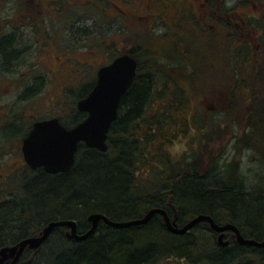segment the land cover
I'll use <instances>...</instances> for the list:
<instances>
[{
  "label": "rangeland",
  "instance_id": "obj_1",
  "mask_svg": "<svg viewBox=\"0 0 264 264\" xmlns=\"http://www.w3.org/2000/svg\"><path fill=\"white\" fill-rule=\"evenodd\" d=\"M124 1L54 0L52 11H49L48 5L45 4L46 11L43 17L53 18L63 24L61 30L56 33L57 39L62 43L66 38L64 28L69 22L68 18L72 17L76 20L79 19L78 17H90L92 19L89 22L91 24L93 22L96 23V25L92 24L93 30L88 36L83 34L86 31L79 28L77 33L81 31V34L73 38L75 39L74 45H77V50L72 51L71 55L74 59V70L78 72L76 71V73L71 75L67 73L66 76L64 68L58 67L61 62L56 58V54H45L40 52V50L32 51L29 55L25 54L27 55L24 60L26 61V67L37 70L36 72L38 73L47 72L48 70L49 74L46 76L48 78H50L52 71L62 68L63 75L59 78V81L54 82L60 83V88L59 86L52 87L53 84L51 86L46 85L45 88L43 86L40 94L35 99H32L30 104L17 106L14 104L10 111L9 103L13 99L12 97L15 100L18 93L15 88L11 89L12 85H16L17 74L11 72L13 68L9 73L3 72L8 76L7 79L4 76L0 77V117L11 115L12 113L19 115L23 112H49L48 114L56 113V115H61L63 120L66 121L67 118L65 116L73 110L75 105L76 100H72L73 95L82 93L83 90L74 88L72 92L75 93H72L69 90L71 89L70 87H64L69 84L75 85L78 80L89 81L88 75L91 76L92 68L87 70L88 65L93 66V70L95 69L93 73L95 77L97 69L103 65L106 56V50L102 48L100 42L103 39L106 40V45H110L112 51L124 49V47L128 49L138 43L141 50L137 57L141 62L142 68L150 62V58L152 60L153 57H157L156 60L159 64L162 63L161 61L170 58L169 61H172L175 68H170L169 70V65L165 66L167 74L172 80L169 88L172 89L174 87L175 80L179 81V83L178 88H174L175 90L171 92L169 88L162 87L159 77L156 76L158 74H153L155 94L151 97L149 103H146V107L148 106L146 113L148 114L145 116L146 118L140 119V129L136 132L133 131V135L138 139H142L141 137L144 135L143 132L146 127L155 125L153 121L151 124L145 122L158 118L157 115L166 116L165 118L169 119L168 124L162 126V130L166 128V131L168 130L171 134L166 138L165 136L168 135L166 131L165 136L157 131L151 136L150 146H146V151L148 150V152L144 156V162L140 165L139 172L134 175L135 182L140 187L144 186V189L151 186L153 188V185L158 183L160 177L169 170L165 168L166 166L173 167L175 174L179 170L186 174L187 164L194 160L201 164L200 169L202 172L212 165L223 168L233 164L230 172V176L233 178L231 180L237 181L243 191L253 193L252 197H264L262 192L264 191V106H262L261 97L256 100L257 104L262 107H260V116L253 117L252 123L254 124L255 122V128L252 132L248 123L250 105L255 103L249 98V93L250 95L257 94L251 78L255 79L257 73L253 69L249 72L245 69L240 70L236 51L226 52L228 41L223 26H220L218 31L220 33L217 37H212L213 33L204 35L200 31L198 23L201 24L202 28L205 27L204 15L206 16L208 12L203 4L206 0H174L173 4L168 5L170 6L168 9L154 0H136L131 3L130 1L124 3ZM238 1L240 0H228L227 4L231 5L233 2L237 5ZM23 4V0H0L1 29L4 28L2 26L5 21L22 18ZM153 4L155 8L152 9ZM116 7L126 10L123 18L118 16L121 13L116 10ZM131 9H136L134 16L130 13ZM97 10L101 11L97 12ZM245 15L264 17V0H250V4L247 5L238 4L235 6L231 17L238 21L240 17ZM158 16L160 17L157 20ZM161 18H164L165 21H160ZM157 22L161 24L159 25ZM227 22L230 23V21ZM119 24L126 26V28L123 26V31L127 32L125 35L119 33ZM68 29L70 30V26ZM104 29H106L105 33ZM107 30L111 31L109 36ZM151 35L155 36L152 37ZM250 35L254 36L256 32L253 33V30L249 29ZM84 36H87V38L80 39ZM245 36L247 37V34ZM134 38L135 42L131 40ZM26 39L28 38L26 37ZM32 44L37 43L32 42ZM142 49L143 51H150L143 55ZM91 51L94 52L93 55H90ZM62 56L65 57L64 61L68 58L66 53H62ZM262 56H264L263 52L255 53V70L256 68L259 69L258 67L260 66H264V57ZM1 62L8 63L9 61ZM17 62L18 60L14 63L16 64ZM22 67H25V62L21 67H18V70ZM236 73L247 79L250 77V80H247L248 82L245 81L243 83L245 91L239 96L238 91L234 90L235 82L233 77ZM238 84L241 85V83ZM171 93L178 95L181 100L176 101V98ZM54 94L56 103H54V106L52 103L49 104L51 110L45 107L38 108L41 101L45 100L44 97L53 99ZM59 101L62 103L60 107L56 106ZM59 108H61V111ZM0 131H2L0 132V202L12 199L18 204L20 198H25L22 194L24 192L25 194L27 193L28 187L25 188V184L23 185L25 181H28L25 180L26 176L37 175L38 172L29 169L22 159L18 149L20 146L19 136L15 135L17 127L12 122L3 123ZM113 138L116 139L117 136H113ZM139 143L142 144L143 142ZM108 156L113 157L111 150H109ZM22 185L24 189H22ZM32 187L30 184L29 190ZM236 187L232 189L235 195L233 202H229L232 198L230 194L220 196V198H224L225 204L233 209H243V207L248 206L250 210L245 209V212H243L246 227L248 230H252V233H259L260 237L264 239V211L260 210L254 198L244 199L239 195L238 189H235ZM155 190L157 191L158 188ZM10 193H15V195L11 197ZM133 198L136 199L137 197L134 195ZM116 204L117 213L121 218L132 217L136 211L141 209L140 203L139 207L136 206V208L133 203L123 207L117 201ZM178 206L179 204L176 203L168 204L170 215L173 219L178 216ZM11 207L14 210L19 209V206L16 205L14 207L12 203ZM28 207L30 209V206ZM192 209L193 207H188L187 211L190 212ZM224 216L226 217L225 214ZM85 217L81 215L78 216V219L83 220ZM218 217L222 220L221 223L228 222L223 220L222 214L218 215ZM9 223H13V220L10 219ZM258 223L260 227H255L254 225ZM190 233L199 238V240L210 236L209 231L203 225L191 229ZM228 239H230V235H227ZM253 249L255 251L262 250ZM168 253V251L164 250L161 256L163 260L161 259L157 264H181L186 263V261L188 262L187 264H190V261L183 258V255L177 256L176 251ZM46 254L45 249H41L38 253L33 252L29 260L22 264L40 262L41 258L43 259ZM254 255V253H250L249 257ZM165 258H170L171 261H166ZM176 258L178 261L182 259L181 262H175ZM223 263L227 264L228 260L216 262V264ZM199 264H210V261L203 257Z\"/></svg>",
  "mask_w": 264,
  "mask_h": 264
},
{
  "label": "trees",
  "instance_id": "obj_2",
  "mask_svg": "<svg viewBox=\"0 0 264 264\" xmlns=\"http://www.w3.org/2000/svg\"><path fill=\"white\" fill-rule=\"evenodd\" d=\"M129 1L131 3L136 0H125L124 3ZM154 1L164 5L167 9L170 8L168 5L174 3V0ZM227 1L207 0V6L212 10L216 6L218 12L216 15L207 14V23L210 25L199 30L204 35H208L216 30L219 31L220 26H223L228 41L226 52L236 51L240 70L245 69L249 72L253 69L257 73L255 79L251 78L257 94L250 95L249 93V98L255 102L250 105L249 110L248 123L252 132L255 128V122L252 123L253 117H259L260 107L264 106V66L254 69L256 65L255 53H264V17L262 19L260 16L245 15L237 21L231 17L235 6L250 4V0H240L237 5L233 2L228 5ZM152 6V9L155 8L154 4ZM100 11L97 10V12ZM160 21L164 22L165 19L161 18ZM260 21L261 23H259ZM94 24L96 25V23ZM157 24L160 25L161 23L157 22ZM249 29L253 30V33L256 32V35L249 36ZM219 33L215 36L213 33L212 37H217ZM11 45L12 42L9 38L0 41V52L4 62L11 61L15 57L16 53L12 51ZM100 45H102L101 42ZM149 51L142 49V54H147ZM136 59H138V78L123 95L120 101V117L112 128L114 133L121 132L119 141H117L118 138L114 139L112 148L109 149L113 157L108 156L109 150L106 156L95 150L80 148L76 154L74 167L67 173L52 175L45 173L42 169H37L34 171L38 172L37 175L26 176L25 180L28 181H25L23 185L25 184V188L28 187L27 193L22 194L25 198H20L18 204L12 199L0 202V248L21 238L38 236L42 228L52 221L77 220L79 233H84L88 230L89 225L85 219L79 220L78 216L99 212L113 221H122L140 218L151 208H163L170 215L168 204L171 203L179 204L178 216L176 217V223L179 227H182L198 214L209 215L216 222L221 223L222 220L218 215L222 214V218H225L223 220L235 224L243 235L257 241L264 240L259 233H252V230H248L246 227L243 212L245 209L250 210L248 206L243 207V209H233L225 204L224 198H220V196L230 194L233 199L231 198L229 202H233L235 195L232 189L236 186L235 189H238V194L244 199H251L253 195V193L243 191L237 181L231 180L230 172L233 164L223 168L212 165L202 172L201 164L194 160L187 164L186 174L181 170L175 174L173 167L166 166L165 168L169 170L160 177L153 188L151 186L144 189V186L140 187L135 182L134 175L139 172L140 165L144 162V156L148 152L146 146H150L151 136L157 131L164 135L166 128L162 130V126L169 122V119L165 118L166 116L157 115L158 118L145 122L151 124L153 121L155 125L146 127L142 139L133 135V131L136 132L140 129L139 121L146 118L145 116L148 114L146 113L148 107H146V103H149L155 94L153 74H158L156 76L159 77L162 87L169 88V84L172 83L165 69L166 65H169V70L171 68L170 58L161 61V64L156 60L157 57H153L152 60L150 58V62L143 68L139 58L136 57ZM233 80L235 82L234 90L238 91L239 96L245 91L243 83L249 81L250 77L247 79L236 73ZM178 83L179 81L175 80L174 87L169 88L171 92L175 90L174 88H178ZM79 90H83V92L77 94L70 90V92L75 93L72 100L86 95L90 88L83 86ZM171 95L176 98V101L181 100L175 93H171ZM259 97H261L262 106L257 104L256 100ZM166 133L168 135L164 136L167 138L171 132L167 130ZM139 142L143 143L140 144ZM30 184L33 187L29 190ZM23 185L22 189H24ZM156 188H158L157 191ZM262 192L264 193V191ZM13 195L15 193H10L11 197ZM134 195L137 197L136 199L133 198ZM252 198L258 203L260 210L264 211V197ZM116 201L121 207L133 203L136 208L140 203L141 209L136 211L132 217L121 218L117 213ZM11 203L14 207L19 206V209L14 210ZM188 207H193L192 211L188 212ZM10 219L13 220V223H9ZM201 224L199 223L193 228ZM254 226L260 227V224ZM64 230V228L53 230L47 241L35 252L33 251L38 253L41 249H45L46 258H41L40 262L27 264H157L163 258L161 256L164 250L168 251V254L176 251L177 256L183 255V258L190 261V264H199L203 257L208 259L210 264L224 262V260H228L227 264H264V248L257 251L252 249L250 253L255 255L249 257L250 253L247 250L250 249L246 247L232 243L228 247L217 245L216 237L211 231H209L210 236L202 240L196 238L190 231L184 235L175 236L166 230L159 215H154L150 221L141 227L117 229L100 223L97 231L82 241L67 239ZM30 256H32L31 251L25 253L22 259H27ZM165 260L171 261L170 258H165ZM181 260L178 261L176 258L174 261L179 263ZM187 263L186 261V263L181 264Z\"/></svg>",
  "mask_w": 264,
  "mask_h": 264
},
{
  "label": "water",
  "instance_id": "obj_3",
  "mask_svg": "<svg viewBox=\"0 0 264 264\" xmlns=\"http://www.w3.org/2000/svg\"><path fill=\"white\" fill-rule=\"evenodd\" d=\"M136 65L133 58L123 55L97 71L93 89L84 99L77 102V110L88 114L87 118L77 126L66 129L57 120L36 123L28 136L23 139L21 146L23 160L28 168L32 171L42 169L45 173L52 175L67 173L75 164L79 143L104 153L107 150L108 131L117 119L123 95L133 83ZM154 215H159L166 230L174 235H184L197 224L206 222L211 230L219 233L217 242L221 246L227 245V242H223L222 239L224 233L230 231L235 235L240 246L264 248V240L244 238L233 223L218 225L211 216L198 214L179 227L176 219H172L165 209L151 208L141 218L127 221H113L102 213H90L86 218L90 228L83 234H78L75 220L49 222L38 236L28 237L12 246L0 248V264L9 259L11 260L9 264H17L25 250L39 249L57 228H67L68 239L82 241L95 233L100 222L112 228H130L145 225Z\"/></svg>",
  "mask_w": 264,
  "mask_h": 264
},
{
  "label": "flooded vegetation",
  "instance_id": "obj_4",
  "mask_svg": "<svg viewBox=\"0 0 264 264\" xmlns=\"http://www.w3.org/2000/svg\"><path fill=\"white\" fill-rule=\"evenodd\" d=\"M53 1L54 0H23L24 4H23L22 12H21L22 18H20L19 20L14 19L11 21H5L4 25L2 26L4 28H2V29H1V25H0V41L3 39L9 38L12 42L11 49L13 52L16 53L15 57L11 61H9V63H2L1 61H3V57H2V53L0 52V77L4 76L7 79L8 75L3 73V72L9 73L12 68H13V70L11 72L17 74L16 85L14 84L15 85L14 86L11 84L12 85L11 89L15 88L18 91V93H17V96L15 97V100H14V97H12L13 99L9 103L10 111L12 110V107L14 104H15V106L20 105V104L21 105L30 104L32 99H35V97L38 94H40V92L43 89V86L45 88L46 85L51 86L53 84L52 87L59 86V88H60V83L57 84L54 82H56L57 80L59 81V78L63 75L62 74V68H58L59 70L56 69L55 71H52L50 78H48V77H46L49 74L48 70H47V72L43 71L42 73H38V72H36L37 70H32V68L26 67L27 66L26 61H24L25 57L27 55L31 54L32 51L35 52V51L40 50V52H43L45 54H48V53L56 54L57 55L56 58L61 62V64L58 65V67L64 68V73L66 76H67V73L69 75H71L73 73H76V71H77V70H74V64H73L74 59L72 58V55H71V53H73L72 51L77 50V48H76L77 45L76 46L74 45L75 39H73V38H76L75 36H77V35L79 36L81 34L80 33L81 31L79 33H77V31H79V28H82V30L86 31L83 34L88 36V34L91 33V31L93 30V25H92L93 23L91 24L89 22V19H87V18L76 19V20H74L72 17L68 18L69 22H68L67 26L64 28L66 38H65V41L62 43L61 41H59L57 39L56 33H57V31L61 30L63 24L59 23L57 20H55L53 18H44L43 17V15H45L44 12L46 11L45 4L48 5V10L52 11ZM71 1H73V0H71ZM203 4H204L205 8L208 10L207 14H215L216 15V13L218 12L216 6H215L214 10H212L209 6H207V0ZM116 10H118L119 13H121L118 15L119 17L121 16V18H123L125 16L126 10L124 8L123 9L117 8ZM135 12H136V9L130 10V13L133 14V16L135 15ZM207 14H206V16L204 15L205 20L203 19L205 21L204 22L205 26L210 25L209 23H207ZM86 23H90V24H86ZM198 25L200 26V29H201L202 28L201 24L198 23ZM69 26H70V30L68 29ZM123 26H125V25L119 24L118 30H119L120 34L125 35L127 32L123 31ZM125 28H126V26H125ZM105 32H106V29H104V33ZM107 32H109V33H107L109 36L111 31L107 30ZM217 32H218V30L213 32L214 36L216 35ZM87 36L81 37L80 39L87 38ZM104 36H106V35L104 34ZM26 37L28 39H26ZM131 40H134L133 42H135V38L131 39ZM32 42L37 43V44H32ZM101 44H102V48L106 50L105 51L106 52L105 61L101 67H105V66L110 65L115 59H117L123 55H128L136 61L137 65H136L135 77L133 80V83H134L138 78V59H136V57H137V54L141 50L140 45L137 43V45H134L133 47L128 48V49H125V47H124L125 50L124 49H118L116 51H112V48L110 47V45H106V40L103 39ZM62 53H66V55L68 56V58L65 61H64L65 57L62 56ZM25 54H27V55H25ZM93 54H94V52L91 51L90 55H93ZM17 60H18V62L15 64L14 62H16ZM21 61H23V62H21ZM24 62H25V67L24 68L22 67L21 69L18 70V67H21L22 64H24ZM170 62L172 63V61H170ZM89 68H92L91 76L88 75V77L90 78L89 81L83 82L82 80H80V81L78 80V82H75L76 83L75 85L69 84V85L64 87V88L70 87L71 89H69V90H72L74 88H81L83 86L90 88V90L86 93V95L75 99L76 101H75V105H74L73 110L68 112L67 116H65L67 118L66 121L63 120L61 115H58V114L56 115V113L48 114L49 112H42V113H36V112L35 113H31V112L26 113V112H23V113H20L19 115H14L12 113L11 115L9 114L7 116H1L0 117V127L3 123L8 124V122H12L17 127V132L15 135L19 136L18 138H19L20 146L18 149H19V152L21 153V155H22V152H21L22 141L24 138H26L28 136V134L33 129V127L36 123L44 122V121H50V120H57L61 126L65 127L66 129H71V128L77 126L78 124L82 123L87 118L88 114H86L84 112H79L77 110V102L81 99H84L90 93V91L93 89V87L96 83V79H97V71L100 69V68L97 69V71L95 73L96 75L94 77L93 73H94L95 69L93 70V66H91V65H88V67L86 69L89 70ZM171 68H175L173 66V64H171ZM41 69H43V68H41ZM6 83H10V82H6ZM55 97H56L55 94L53 95V99L44 97L45 100L41 101V104L38 106V108H41V107L44 108L45 107V108L51 110L49 108V104L52 103L54 106V103H56L54 100ZM56 106H59V107L62 106L61 101H59ZM59 109L61 111V108H59ZM119 109H120V106L118 108L117 119L111 124L110 129L108 131L107 140H106L107 150L104 153H101L95 149H90V150H95L100 154L106 155L108 150L110 149L112 143L114 142L113 136H117V138H118L117 141H119L121 132L118 131L117 133H114L112 130L113 126L115 125V123L117 122V120L120 117V114H119L120 110ZM16 114H18V112H16ZM0 132H2V131H0ZM80 148L89 149L83 143H79L76 154L78 153ZM22 159H23V156H22ZM75 162H76V155H75ZM88 215H86V217H85L86 222H87L86 218ZM170 217H171V215H170ZM128 220H130V219H128ZM75 221L77 222L78 234H83V233H79L78 221L77 220H75ZM122 221H127V220H122ZM100 223L104 224L103 222H100ZM100 223H99L98 227L100 226ZM202 223H204V224H201V223L200 224L203 225L208 231L213 232V235L216 237V243L220 247H228L231 243L240 246L237 243L235 235L230 231L225 232L223 239H222L223 242H227V245L221 246L217 242V238L219 236V233L211 230L208 223H206V222H202ZM216 223L218 225H223V224H226L229 222H226V223L216 222ZM87 224L89 225V228H90V224L88 222H87ZM107 227H109V226H107ZM137 227H141V226H137ZM61 228L65 229L64 231H65V236H66L68 229L65 227H61ZM110 228H112V227H110ZM238 229H239V227H238ZM87 231H85V232H87ZM239 231H240V229H239ZM240 233L242 234L241 231H240ZM227 235H230V239H228V240H227ZM242 236L244 238L251 239V238H249L243 234H242ZM32 237H35V236H32ZM66 238H67V236H66ZM20 240H22V238L15 241V242H13V241L9 242L7 245H4L2 247L12 246V245L16 244L17 242H19ZM240 247H246L247 249H250L249 251L246 249L247 252H249V253L253 249V247H247V246H240ZM261 249H263V248H261ZM29 251H31V253H33V251L35 252L36 250H25L23 255ZM23 255H22V257H23ZM22 257L19 259L17 264L29 260V258L22 259ZM10 261L11 260L9 259V260L5 261L3 264H9Z\"/></svg>",
  "mask_w": 264,
  "mask_h": 264
}]
</instances>
